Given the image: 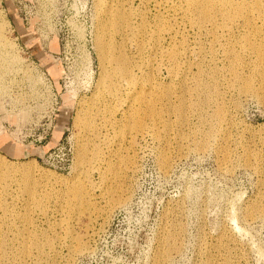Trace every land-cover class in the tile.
Wrapping results in <instances>:
<instances>
[{"label": "rangeland", "instance_id": "374dc122", "mask_svg": "<svg viewBox=\"0 0 264 264\" xmlns=\"http://www.w3.org/2000/svg\"><path fill=\"white\" fill-rule=\"evenodd\" d=\"M214 1L0 0V264H264V0Z\"/></svg>", "mask_w": 264, "mask_h": 264}, {"label": "bare ground", "instance_id": "6f19581e", "mask_svg": "<svg viewBox=\"0 0 264 264\" xmlns=\"http://www.w3.org/2000/svg\"><path fill=\"white\" fill-rule=\"evenodd\" d=\"M192 4H195L197 5L198 7H204V8H207L209 7L210 5H214L215 4V1L214 0H189ZM222 1V0H221ZM219 2V1H218ZM232 0H224V3H231ZM205 10L207 9H204L203 10V14L205 15L206 12ZM124 18V15L122 14V12L120 11H116L114 13H110L109 17H107L105 21H102L101 24H100V30L98 31L97 33V36H96V39H97V49H98V53H99V56H100V59H101V62H105L108 58L107 56V53H108V50L110 49L109 45H107L104 41H103V35L105 34V32L113 25V23H115V21H119L120 19ZM6 24L3 20H0V29L2 28V26ZM99 32H100V35H99ZM2 32H0V61L1 60H4V57L5 59H7V56H11L12 57V54L9 53L10 50L13 49L14 45L11 44L6 38H4L1 34ZM246 40H248V37H246ZM262 48V47H261ZM264 48V47H263ZM2 50V51H1ZM259 53L258 57L260 56H263L264 57V49L260 50V49H256ZM13 52V51H12ZM234 53V61H239L240 60V55L239 53L237 52H233ZM15 57V56H13ZM17 57V56H16ZM15 57V58H16ZM11 59V58H10ZM113 59V64H114V71L116 73H119L121 76H129L130 74H132V71L129 67V64H128V61H126V58L123 56V55H118V56H115V57H112ZM9 60V59H7ZM108 60L110 61V59L108 58ZM6 61V60H4ZM10 61V60H9ZM13 61V60H12ZM8 62V61H7ZM3 63V62H2ZM236 64V63H235ZM233 69L232 70H235V65L233 64L231 66ZM237 71H235L234 73L236 74ZM237 75V74H236ZM201 85V84H200ZM243 89L244 91L248 92L251 90V86L249 83H246L245 85H243ZM242 89V90H243ZM144 98L143 94L142 93H139L138 95V99L142 100ZM206 99V98H205ZM206 101V100H205ZM208 101V100H207ZM182 107V100L180 103H178V105L176 106V110L177 111H180ZM216 116H219L221 117V109L217 108L216 109ZM147 115L149 116H157V117H160V110H158L157 108H155L151 103H149L146 107V112H145ZM140 116V112H137L136 113V118H138ZM143 122V117H142V120L141 118H138L136 121H135V124H139L141 123L142 124ZM83 153V152H82ZM31 163V162H30ZM29 166V165H28ZM2 178V176H0V179ZM30 176L27 175V174H24L23 177H22V180L24 181L23 183H25V189L27 190L30 198L32 199H35V194L33 192V190L30 188L29 184H33L31 181H30ZM76 193L79 192L78 189H76ZM81 191V190H80ZM74 194V193H73ZM72 194V195H73ZM79 194L81 195L82 193L79 192ZM79 194H75L77 197L80 196ZM75 196V197H76ZM76 197V198H77ZM77 200V199H75ZM79 200H81L79 198ZM74 201V200H73ZM78 201V200H77ZM33 243H35L37 246L39 244V242H36V241H33ZM28 243H25L23 244L22 246V252H24V249L27 247ZM4 246V242L3 240L0 238V249H2V247Z\"/></svg>", "mask_w": 264, "mask_h": 264}]
</instances>
